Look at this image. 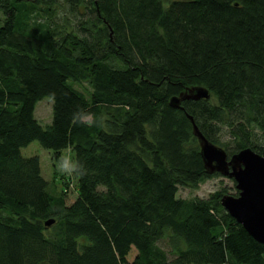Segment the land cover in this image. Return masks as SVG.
<instances>
[{"label":"trees","instance_id":"trees-1","mask_svg":"<svg viewBox=\"0 0 264 264\" xmlns=\"http://www.w3.org/2000/svg\"><path fill=\"white\" fill-rule=\"evenodd\" d=\"M0 12V264H264L226 190L178 197L221 175L195 124L229 156H264V0H0ZM195 86L210 98L170 105ZM34 141L74 154L75 202L23 155Z\"/></svg>","mask_w":264,"mask_h":264},{"label":"water","instance_id":"water-1","mask_svg":"<svg viewBox=\"0 0 264 264\" xmlns=\"http://www.w3.org/2000/svg\"><path fill=\"white\" fill-rule=\"evenodd\" d=\"M210 90L203 86L189 88L171 99L170 105L182 108L186 100L209 99ZM194 132L201 141V155L211 172L228 176L236 182L239 194H226L221 203L225 210L258 242L264 245V156L251 147L228 155V152L210 142L194 125ZM55 223V219L46 221V226Z\"/></svg>","mask_w":264,"mask_h":264},{"label":"rangeland","instance_id":"rangeland-1","mask_svg":"<svg viewBox=\"0 0 264 264\" xmlns=\"http://www.w3.org/2000/svg\"><path fill=\"white\" fill-rule=\"evenodd\" d=\"M171 1V0H166ZM0 12V17H1ZM1 24V23H0ZM75 87L81 90L86 88L91 89L88 83L83 85L75 84ZM216 102V100H214ZM36 117L44 125L51 124L53 120V100L50 97H45L40 100L36 107ZM90 118H87L89 120ZM22 153L25 157H31L38 155L41 158L42 173L44 177L49 180L51 185H54V192L60 193L62 190H67L66 200L68 204L75 202L78 196V190L76 187V177L74 174L73 166V153L66 149L58 157L55 156L53 150L44 148L39 141H34L28 146L22 149ZM67 165L68 171L62 169L63 165ZM71 171V174L68 172ZM63 181L66 182L67 186ZM219 190H226L227 194L238 195L239 190L236 188V182L234 179L228 176L212 177L205 182H202L198 187L183 186L180 187L178 197L193 199V198H209L210 195ZM136 254V250L133 249L130 253V260H133Z\"/></svg>","mask_w":264,"mask_h":264},{"label":"clouds","instance_id":"clouds-1","mask_svg":"<svg viewBox=\"0 0 264 264\" xmlns=\"http://www.w3.org/2000/svg\"><path fill=\"white\" fill-rule=\"evenodd\" d=\"M62 169L65 170V171H68V169H67V165H66V164L63 165V166H62ZM68 174H71V171H69Z\"/></svg>","mask_w":264,"mask_h":264}]
</instances>
